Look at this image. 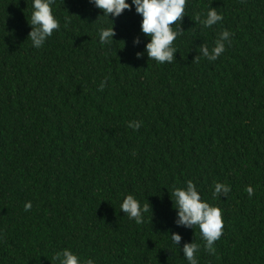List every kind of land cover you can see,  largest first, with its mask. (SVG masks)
<instances>
[{
	"label": "trees",
	"instance_id": "obj_1",
	"mask_svg": "<svg viewBox=\"0 0 264 264\" xmlns=\"http://www.w3.org/2000/svg\"><path fill=\"white\" fill-rule=\"evenodd\" d=\"M51 7L60 27L37 49L31 0H0V264H59L64 249L84 264H188L171 233L199 246L198 264H264V0H186L172 63L144 53L134 7ZM209 7L223 20L205 28ZM111 22L108 46L97 29ZM224 30L209 61L200 47ZM189 180L221 210L212 251L176 224L171 192ZM127 195L149 203L143 224L120 211Z\"/></svg>",
	"mask_w": 264,
	"mask_h": 264
},
{
	"label": "clouds",
	"instance_id": "obj_2",
	"mask_svg": "<svg viewBox=\"0 0 264 264\" xmlns=\"http://www.w3.org/2000/svg\"><path fill=\"white\" fill-rule=\"evenodd\" d=\"M55 0H31L32 12L30 16L31 31L28 37L33 47L41 48L48 37L54 30L60 27L59 21L54 17L52 5ZM96 8L103 11L102 16L108 18L109 14L115 18L119 17L124 10L134 7L135 12L141 17L140 31L148 38V42L144 46V53L149 59H154L159 63H172L173 53L177 49L173 47V41L182 34L183 31L173 28L178 21L184 16L186 0H131V4L126 0H89ZM195 20L205 28H211L213 25L221 22L223 16L219 14L215 8L209 7L204 19L201 20L200 15H196ZM99 41L101 44L110 46L115 36L113 23L111 27H99L97 29ZM231 33L227 30L219 33V38L215 42V46L209 50L206 45H201L200 52L209 61L216 60L224 51L225 43L229 42ZM139 43V41H134ZM141 53H137L139 57ZM198 59V57H195ZM104 83L101 82L102 90ZM129 128L137 130L140 123L131 121ZM230 191L227 184L216 182L213 187V198L224 195ZM248 195H253V188H246ZM173 208L176 211V224L186 229H192L197 226L193 237H200L205 241V247L208 251L213 250L214 242L217 241L222 234V214L221 210L210 205L207 201L202 200L196 185L191 181H187L184 187H174L171 192ZM31 202L24 205L25 211L30 210ZM150 210L149 203L141 205V203L133 196L127 195L120 204V211L128 216L130 220H134L136 224L144 223V214ZM171 242L176 248L182 251L184 258L188 264H198L195 253L199 246L195 243H186L180 248L181 236L177 233H171ZM56 259L59 264H84L80 257L68 249L57 253ZM86 264H94V260L89 258Z\"/></svg>",
	"mask_w": 264,
	"mask_h": 264
}]
</instances>
